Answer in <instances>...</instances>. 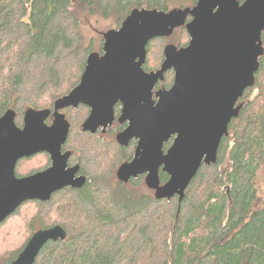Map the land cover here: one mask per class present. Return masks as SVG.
Segmentation results:
<instances>
[{"label":"trees","instance_id":"obj_1","mask_svg":"<svg viewBox=\"0 0 264 264\" xmlns=\"http://www.w3.org/2000/svg\"><path fill=\"white\" fill-rule=\"evenodd\" d=\"M170 1L0 0V117L14 110L22 127L28 110L54 111L79 85L91 54L81 25L91 17L114 16L121 25L136 9L167 11ZM181 28L185 47L190 37ZM262 44L255 86L237 104L239 116L217 163L202 165L183 198L157 199L145 175L119 181L134 141L125 147L86 133L87 109H63L71 124L65 149L89 181L48 202H27L1 224L0 264H11L36 232L57 225L66 229V240L46 244L36 264H264V188L258 187L260 178L264 182V33ZM165 48L162 38L149 43L147 72L161 69ZM173 84L170 70L160 85ZM48 163L45 155L23 159L16 174L30 176ZM159 177L161 186L170 179L162 170Z\"/></svg>","mask_w":264,"mask_h":264},{"label":"water","instance_id":"obj_2","mask_svg":"<svg viewBox=\"0 0 264 264\" xmlns=\"http://www.w3.org/2000/svg\"><path fill=\"white\" fill-rule=\"evenodd\" d=\"M181 27L189 44L168 45L161 69L145 71L149 43ZM263 33L264 0H198L193 8L132 11L120 28L104 35L103 55L90 54L79 85L56 102L51 125L50 109L28 110L22 128L14 110L0 117V225L27 202H48L65 188L85 185V177L76 178L79 166L67 168L71 153L63 154V148L71 125L60 114L80 104L91 109L83 131L92 134L111 127L122 104L120 122L128 128L117 142L128 146L136 140L137 147L132 161L119 168V181L146 175L157 199L183 198L202 165L217 163L220 145L239 116L237 104L255 86ZM170 70L174 85L155 91ZM43 153L50 155L51 167L16 175L21 160ZM161 170L170 177L162 186ZM66 238L61 225L39 230L11 264H36L46 244Z\"/></svg>","mask_w":264,"mask_h":264},{"label":"rangeland","instance_id":"obj_3","mask_svg":"<svg viewBox=\"0 0 264 264\" xmlns=\"http://www.w3.org/2000/svg\"><path fill=\"white\" fill-rule=\"evenodd\" d=\"M196 4H197V1L193 2V0H171L168 3V7H169L168 11L172 9L193 8L196 6ZM121 25H119V23L117 22V19L114 16L103 17L101 15H95L91 17L90 21L87 24L81 25L83 45L86 48H91V53H97L100 55L103 54L104 35L108 31L117 30L118 28H120ZM182 29L183 28L176 29L175 32L171 36L167 38H162L164 41V48L167 47L168 45H174L176 47L182 46V44H180V42L182 41L181 39ZM121 108H122L121 105L117 106L118 115L121 111ZM118 127H119V124L118 122H116L112 127L114 131H110V132L108 131L106 134L103 135L104 138H107L109 140H116L117 133L115 132V130H117ZM134 144H136V140L134 141ZM127 161H129V159L125 160L124 162H127ZM258 187L260 189L264 188L263 177L259 179ZM259 194H260V197L262 198L263 192L262 193L259 192Z\"/></svg>","mask_w":264,"mask_h":264},{"label":"flooded vegetation","instance_id":"obj_4","mask_svg":"<svg viewBox=\"0 0 264 264\" xmlns=\"http://www.w3.org/2000/svg\"><path fill=\"white\" fill-rule=\"evenodd\" d=\"M103 54H101V56H102ZM164 58H165V56H164ZM86 68V67H85ZM85 70V69H84ZM145 70V69H144ZM146 71V70H145ZM174 76H175V74H174ZM164 81V80H163ZM163 81H161L157 86H156V89H155V91H160V90H169L170 88H167V87H163V86H161L160 84L163 82ZM174 85V84H173ZM156 101H157V98L155 97L154 98ZM118 105H121V107H122V104H118ZM117 105V106H118ZM117 106H116V108H115V121H114V123H113V125L116 123V122H118V124H120V126L123 128L122 130H119V129H117V130H115V132L117 133V135H116V140H117V138H118V136L121 134V133H123V132H125L126 130H127V128H128V123L125 121V122H120V116H121V112H122V108H121V111H120V113H119V115L117 114ZM77 107H83V108H86L87 109V111H88V114H87V117H86V120L88 119V117L90 116V114H91V109H90V107H88V106H86V105H83V104H80V105H78ZM72 108H76V107H72ZM60 114H63L64 115V113H62V110L60 111ZM55 115H56V113H55V111H52V115H51V117L47 120V124L48 125H51L52 123H53V121H54V119H55ZM24 117H25V115H24ZM67 119V118H66ZM86 120H85V122H86ZM69 122V121H68ZM84 122V123H85ZM70 123V122H69ZM84 123L82 124V130H83V125H84ZM71 125V124H70ZM113 125L111 126V127H109L105 132H104V130L103 129H99L98 130V132L97 133H95V134H92V133H90V132H86V133H89V134H92V135H95V136H100V135H104V134H106L108 131L110 132V131H114V129H112V127H113ZM23 126H24V124H23ZM22 126V127H23ZM21 127V128H22ZM119 128V127H118ZM71 130V129H70ZM133 141H135V140H133ZM133 141H131L130 142V144H133L134 142ZM133 142V143H132ZM129 144V145H130ZM66 145V144H65ZM128 145V146H129ZM136 146H135V150H136V147H137V141H136V144H135ZM125 147H127V146H125ZM135 150H134V153H135ZM67 152H69V153H71V156H70V159H69V161H68V164H67V168L68 169H72V168H75V167H77V166H79V171H78V174L76 175V178H78V177H85L86 178V183L89 181V178H88V175L87 174H85L84 173V171H83V165L81 164V162L79 161V160H77L75 157H74V154L71 152V151H68V150H66L65 149V146H64V148H63V154L64 153H67ZM38 155H45L47 158H48V160H49V163H48V165L43 169V170H40L39 172H42V171H45V170H47L49 167H51V159H50V155L49 154H46V153H43V154H38ZM35 156H37V155H35ZM34 156V157H35ZM133 157H134V155H133ZM133 157H132V159H133ZM33 158V157H32ZM132 159H130L129 161H127V162H125V163H128V162H130V161H132ZM124 163V164H125ZM123 165V164H122ZM121 165V166H122ZM18 166V165H17ZM120 166V167H121ZM17 169V168H16ZM119 170V169H118ZM118 172V171H117ZM36 173H38V172H36ZM17 175V174H16ZM146 176V175H145ZM20 178V177H19ZM85 183V184H86ZM68 188H72V187H68ZM72 189H79V188H72Z\"/></svg>","mask_w":264,"mask_h":264}]
</instances>
